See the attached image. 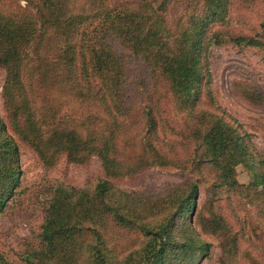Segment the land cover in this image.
<instances>
[{"label":"trees","instance_id":"obj_1","mask_svg":"<svg viewBox=\"0 0 264 264\" xmlns=\"http://www.w3.org/2000/svg\"><path fill=\"white\" fill-rule=\"evenodd\" d=\"M194 1L0 0L7 112V121L0 117V214L21 192L15 136L47 167L62 156L79 164L95 156L106 177L84 188H49L24 264H209L214 246L201 229L223 235L220 264L241 251L252 264H264V245L234 207L249 205L264 221V190L257 187L264 184V155L251 149L249 133L202 106L214 103L211 50L224 44L264 50V19L244 34L231 28L235 0H199L189 13ZM174 6L181 15L170 26L166 14ZM55 92L86 112L80 119L62 112L55 95L49 97ZM173 133L183 140L171 139ZM239 164L254 170L256 181L240 183ZM165 166L198 178L154 196L122 190L108 178ZM126 231L137 238L124 248L113 235ZM0 264L12 263L0 252Z\"/></svg>","mask_w":264,"mask_h":264},{"label":"rangeland","instance_id":"obj_2","mask_svg":"<svg viewBox=\"0 0 264 264\" xmlns=\"http://www.w3.org/2000/svg\"><path fill=\"white\" fill-rule=\"evenodd\" d=\"M5 1V0H3ZM138 0H109L110 3L135 2ZM25 5V2H21ZM200 8L199 0L192 4V13ZM181 7H170L166 17L170 26L179 19ZM264 19V0H235L230 11V24L232 29L249 34V29H258V24ZM209 70L211 73V89L214 103L204 101L202 106L218 116H222L231 123L234 122L246 133H249L250 147L257 155H264V50L257 47H239L231 44L215 46L209 55ZM5 71L0 67V91L4 81ZM140 96V91L136 92ZM61 105L60 109L73 117H82L86 107L66 96L53 93ZM38 98L36 105L42 103ZM167 111L174 110L172 104L164 105ZM175 114V113H174ZM177 124H180L178 116L174 115ZM0 117L7 121V112L3 105L0 92ZM173 122V120H172ZM136 131L135 129L131 130ZM131 135V134H130ZM165 137L170 135L164 133ZM19 144L21 187L17 201L10 203L0 214V252L12 264H24L22 254L28 248L30 242L40 229L43 221L42 199L49 188L58 183L72 187H88L99 178H106L104 169L95 156L85 163H70L62 156L51 167H47L39 160L35 151L25 142L15 136ZM175 141L183 140V136L173 133ZM177 152L184 155L185 146L179 142ZM203 171L198 204L203 205L205 196V184H208L209 176ZM237 180L242 184L256 181L254 170H246L242 164L236 166ZM198 175L172 166L141 168L133 173H125L120 177H108L118 188L134 192L137 195L154 196L164 193L167 189L182 187L194 183ZM200 177V179H202ZM259 190H264V184L258 182ZM233 206V204H232ZM235 212L244 222L245 230L252 232L257 243L264 245V221L257 218L249 205H234ZM224 215L229 218L230 209L224 201L221 203ZM203 213L208 215L207 208L203 207ZM203 238L211 242L213 259L209 264H220L222 257L220 242L223 239L221 233H212L208 230H200ZM114 240L122 247L127 248L136 242L137 235L126 231L123 234L113 235ZM202 264H207L205 260ZM223 264H252L241 251L238 257L225 258Z\"/></svg>","mask_w":264,"mask_h":264}]
</instances>
